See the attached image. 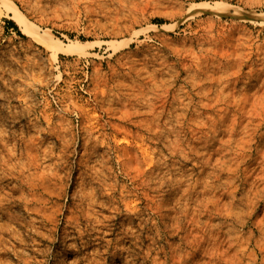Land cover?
<instances>
[{
	"label": "rangeland",
	"instance_id": "1",
	"mask_svg": "<svg viewBox=\"0 0 264 264\" xmlns=\"http://www.w3.org/2000/svg\"><path fill=\"white\" fill-rule=\"evenodd\" d=\"M9 1L0 264H264V0Z\"/></svg>",
	"mask_w": 264,
	"mask_h": 264
},
{
	"label": "bare ground",
	"instance_id": "2",
	"mask_svg": "<svg viewBox=\"0 0 264 264\" xmlns=\"http://www.w3.org/2000/svg\"><path fill=\"white\" fill-rule=\"evenodd\" d=\"M193 9L213 11L211 5H202ZM0 11H3L4 16L14 21L21 31L34 42L42 45L48 50L61 54H76L84 52V46L89 44V41H75L71 43H62L58 38L54 37L49 32H40L38 28L32 24L25 15L9 0H0Z\"/></svg>",
	"mask_w": 264,
	"mask_h": 264
}]
</instances>
